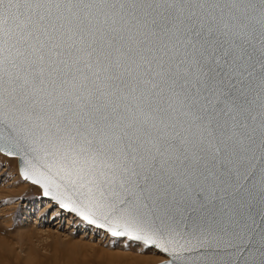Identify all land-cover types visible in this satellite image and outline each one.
I'll return each mask as SVG.
<instances>
[{
  "label": "snow or ice",
  "instance_id": "snow-or-ice-1",
  "mask_svg": "<svg viewBox=\"0 0 264 264\" xmlns=\"http://www.w3.org/2000/svg\"><path fill=\"white\" fill-rule=\"evenodd\" d=\"M0 151L169 264H264V0H0Z\"/></svg>",
  "mask_w": 264,
  "mask_h": 264
},
{
  "label": "rangeland",
  "instance_id": "rangeland-1",
  "mask_svg": "<svg viewBox=\"0 0 264 264\" xmlns=\"http://www.w3.org/2000/svg\"><path fill=\"white\" fill-rule=\"evenodd\" d=\"M104 251L131 256L116 264L166 260L153 248L112 238L61 211L20 178L16 159L0 154V264H111L114 258ZM136 258L142 260L132 263Z\"/></svg>",
  "mask_w": 264,
  "mask_h": 264
},
{
  "label": "water",
  "instance_id": "water-1",
  "mask_svg": "<svg viewBox=\"0 0 264 264\" xmlns=\"http://www.w3.org/2000/svg\"><path fill=\"white\" fill-rule=\"evenodd\" d=\"M0 154L6 156V157H8V158H14V159H16V161H17V169H18V173H19L20 178H21L23 181H25V182H27V183H29V184H32V185L37 186V187L40 189L41 197H42L43 199H45V200L51 202L52 204L56 205L61 211L73 215L75 218H78L79 220H81V221L84 222L85 224H87V225H89V226H92V227H94V228H96V229H98V230H100V231H102V232L107 233V234H108L110 237H112V238H115V239H125V240H128V241H132V242H136V243H141V244H143L142 242L134 241V240H131L130 238H127V237H114V236H112L110 233H108L105 229H101V228H99V227H97V226H95V225H90V224H88L86 221H84L81 217H79L77 214L62 209V208L56 203L55 200H53V199L50 198V197H45V196L43 195V189H42L39 185H36V184L32 183L30 180H27V179L24 178V175H23L24 164H23L22 159H21L19 156L10 157V156L6 155L5 152H3V151H0ZM143 245H144V244H143ZM145 246H146V245H145ZM146 247L153 248V249H155V250L161 252V253L166 257V260H165V261L160 262V263H157V264H169V261L171 260V257H169L167 254L163 253L159 248H156L155 246H146ZM167 259H169V260H167Z\"/></svg>",
  "mask_w": 264,
  "mask_h": 264
},
{
  "label": "bare ground",
  "instance_id": "bare-ground-1",
  "mask_svg": "<svg viewBox=\"0 0 264 264\" xmlns=\"http://www.w3.org/2000/svg\"><path fill=\"white\" fill-rule=\"evenodd\" d=\"M104 252L107 253V254H110V256H112L114 258L110 262L111 264L122 263V262H129V260H130L129 258H131L130 255H127V254H124V253L122 254V253L112 252V251H104ZM133 260H131L132 263H136L137 261H141L142 258H136V259H133ZM167 260H169V259H167Z\"/></svg>",
  "mask_w": 264,
  "mask_h": 264
}]
</instances>
